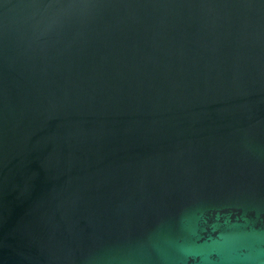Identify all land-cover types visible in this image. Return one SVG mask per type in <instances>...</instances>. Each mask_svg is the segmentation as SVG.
Segmentation results:
<instances>
[{
  "label": "water",
  "instance_id": "water-1",
  "mask_svg": "<svg viewBox=\"0 0 264 264\" xmlns=\"http://www.w3.org/2000/svg\"><path fill=\"white\" fill-rule=\"evenodd\" d=\"M0 264H264V0H0Z\"/></svg>",
  "mask_w": 264,
  "mask_h": 264
}]
</instances>
